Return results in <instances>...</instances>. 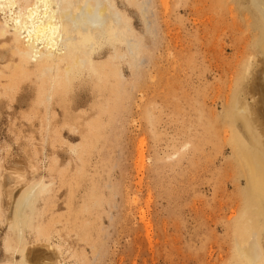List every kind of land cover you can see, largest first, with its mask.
<instances>
[{"label": "rangeland", "instance_id": "rangeland-1", "mask_svg": "<svg viewBox=\"0 0 264 264\" xmlns=\"http://www.w3.org/2000/svg\"><path fill=\"white\" fill-rule=\"evenodd\" d=\"M212 1L183 0L185 5L180 7L177 0L144 1L148 2L151 39L141 49L135 91L129 88L126 73L118 122L105 140L85 136L93 127L87 118L95 114L98 102L88 85L73 87L67 99L55 96L49 108L46 104L31 107L37 95L31 82L20 85L13 103L1 96L2 219L11 218L29 183L42 181L49 186L38 202L39 209H45L43 218L61 220L47 235H55L70 221L67 231L63 229L65 241L85 250L91 264H225L228 255L232 257L235 239L226 234L224 225L228 219L233 223L239 219L243 208L239 191L246 188V181L236 177L235 166L226 165L233 149L221 140H230L231 128L214 125L218 135L214 138L210 117L212 113L222 116L243 58L257 56L253 45L258 32L247 27L250 22L243 16L238 18L242 27L237 31L242 41L233 40L238 10L231 3L225 23H217ZM133 17L138 33L148 37L142 19ZM173 139L178 146L168 147ZM185 142L190 145L182 148ZM97 191L101 204L96 207L92 196ZM6 228L0 224V240ZM38 239L35 247L48 252L46 235ZM55 239L51 236L50 242Z\"/></svg>", "mask_w": 264, "mask_h": 264}, {"label": "bare ground", "instance_id": "bare-ground-1", "mask_svg": "<svg viewBox=\"0 0 264 264\" xmlns=\"http://www.w3.org/2000/svg\"><path fill=\"white\" fill-rule=\"evenodd\" d=\"M144 1L0 0V98L2 99L1 96L6 97L10 103H13L16 101L20 85H23V82H31L37 93V95L35 93V101L31 107L37 109L44 104L48 107L55 96H58L59 100L67 99L73 87L79 86L80 88L82 85H88L95 90L94 98L98 102L95 103V114L87 118L93 127L88 129L85 136L97 141L107 139L109 132L118 122L123 90L127 85L124 79L128 74L129 88L133 91L137 68L141 64V49L151 39L152 34L149 30L151 22L147 17L149 10L145 7L148 2ZM182 3L183 0H177L176 5L180 7ZM231 3L238 10V17L234 19L232 25L237 26L232 27L231 37L236 35L233 40L242 41L237 36V31L240 33L242 27L238 18L243 16L250 22L247 27L257 31L258 36L254 41L255 45H253L256 48L257 56L252 59L243 58L235 89L225 101L222 116L212 113V117H210V127L214 138H218L214 125L224 124L223 128H231L230 140L222 139L219 135L223 144H230L233 149L232 158L226 161V165L231 169L235 166L239 175L236 177H243L246 181V188L239 191L243 201L239 219L234 223L228 219L227 224L224 225L226 234L235 239L233 248H230L233 250L232 257L228 255L225 264H264V67L262 66L264 65V0H214L211 2V8L215 9L217 23H225L227 13H231ZM134 14L140 21L142 19L141 22L146 28L148 37H143L138 33ZM214 30V28L209 29L210 36L214 35ZM202 41L203 39L200 43ZM186 43L188 44V42ZM4 79L7 81L2 83ZM24 100L26 99L24 98L21 104L24 103ZM53 113L55 112L50 114L52 117ZM46 117L48 120V114ZM176 142L173 139L167 143V146L175 148L178 146ZM218 142L217 145H220L219 140ZM88 144L90 146L92 143ZM189 145L190 143L185 142L182 144V148H187ZM202 146L204 145L202 144ZM175 155L176 153L168 158ZM141 160L143 161L142 158ZM189 168L188 170L191 171ZM5 178H3L4 182L7 180ZM28 185V188L21 191L18 202H15L11 218L4 220L0 214V224L7 226L5 236L0 240V264H91V258L85 250L79 251L73 244L69 246L68 241H65L67 239L62 233L64 228L66 230L65 226L70 225V221L63 229L57 230L55 235L54 233L47 235L53 225L61 223L60 218L52 216L44 219L43 210L45 209H39L38 206L43 193L49 192V186L42 181H35ZM0 190L2 195L4 193L2 187ZM7 194H11V192L8 190ZM89 198L91 199L90 196ZM92 199L96 200V207L99 203L101 204L99 192L93 195ZM104 213L106 214V212ZM40 234L41 237L46 235L48 244H46L45 250L48 252L39 250L33 244H38ZM51 236L56 238L55 241L51 240L50 242ZM85 243L87 242L85 241Z\"/></svg>", "mask_w": 264, "mask_h": 264}]
</instances>
